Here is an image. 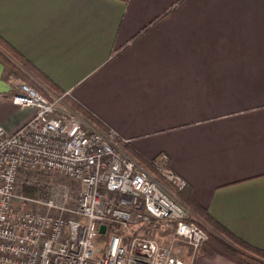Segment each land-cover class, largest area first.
Wrapping results in <instances>:
<instances>
[{
    "label": "crops",
    "instance_id": "0c3cea01",
    "mask_svg": "<svg viewBox=\"0 0 264 264\" xmlns=\"http://www.w3.org/2000/svg\"><path fill=\"white\" fill-rule=\"evenodd\" d=\"M177 2L0 0V33L119 138L166 153L202 205L264 248V0ZM6 73L0 124L14 131L34 109L11 101L20 82ZM179 244L192 264H247L209 239L196 254Z\"/></svg>",
    "mask_w": 264,
    "mask_h": 264
},
{
    "label": "built area",
    "instance_id": "2783aa9c",
    "mask_svg": "<svg viewBox=\"0 0 264 264\" xmlns=\"http://www.w3.org/2000/svg\"><path fill=\"white\" fill-rule=\"evenodd\" d=\"M51 94L20 83L11 101L34 113L14 131L0 124V264H192L178 242L196 254L209 235L191 209L116 133ZM154 167L173 187L188 185L166 153ZM22 171L63 179L37 180L46 193L26 196L17 190Z\"/></svg>",
    "mask_w": 264,
    "mask_h": 264
},
{
    "label": "trees",
    "instance_id": "16d2710c",
    "mask_svg": "<svg viewBox=\"0 0 264 264\" xmlns=\"http://www.w3.org/2000/svg\"><path fill=\"white\" fill-rule=\"evenodd\" d=\"M183 0H178L180 3ZM160 18L157 17L156 22ZM141 29L136 35L132 37L134 40L140 36L151 24ZM126 45L117 48L112 56L117 55ZM0 63L7 69L6 78L14 86L13 81L17 80L20 83L26 82L36 86L41 92L52 98L51 93L61 94L66 103L76 109L82 115L97 124L106 133L112 130L102 121L94 112L88 109L81 102L66 93L60 85L54 81L46 72L38 67L25 53L10 42L4 35L0 33ZM19 88L13 92L17 93ZM12 94V95H13ZM11 95V97H12ZM121 147L128 153L133 155L141 164H143L150 172H152L158 179L162 180L169 186L180 200L185 203L193 212L189 217L190 220L196 221L202 228H204L209 240L222 250L228 252L234 257L244 261L247 264H264V248L253 244L246 239L240 237L224 223L217 219L210 210L202 205L193 195L192 187L188 183L184 188H175L170 183L159 175L154 167L155 157L149 158L144 155L131 141L124 140L118 137ZM22 193L26 196H39L46 193L44 185L35 182H25L22 187Z\"/></svg>",
    "mask_w": 264,
    "mask_h": 264
},
{
    "label": "rangeland",
    "instance_id": "374dc122",
    "mask_svg": "<svg viewBox=\"0 0 264 264\" xmlns=\"http://www.w3.org/2000/svg\"><path fill=\"white\" fill-rule=\"evenodd\" d=\"M24 172H25V174L24 175L21 174L19 177V180H18V185H17L18 192H22V187L25 184V182L27 181V179H28L27 176H29L28 174H30V173H31V177H33V179L36 180L35 182H38V183H40V181L42 182L44 180L47 181L48 179H50V180H55V179H59V178L63 179V177H61V175L59 173L54 172V171L49 172V173H44V172L27 173L26 171H24ZM37 180H40V181H37ZM65 181H67V180H65ZM68 182H69V180H68ZM77 192H78V189H77V187H75L74 188V196H76ZM178 249H180L182 251L183 248H182L181 244L178 245Z\"/></svg>",
    "mask_w": 264,
    "mask_h": 264
},
{
    "label": "water",
    "instance_id": "95a60500",
    "mask_svg": "<svg viewBox=\"0 0 264 264\" xmlns=\"http://www.w3.org/2000/svg\"><path fill=\"white\" fill-rule=\"evenodd\" d=\"M100 230H101V232H104V230H105V224H102L101 225Z\"/></svg>",
    "mask_w": 264,
    "mask_h": 264
}]
</instances>
